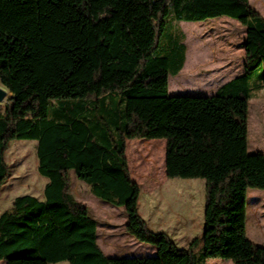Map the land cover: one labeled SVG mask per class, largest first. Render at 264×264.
I'll use <instances>...</instances> for the list:
<instances>
[{"label":"trees","instance_id":"1","mask_svg":"<svg viewBox=\"0 0 264 264\" xmlns=\"http://www.w3.org/2000/svg\"><path fill=\"white\" fill-rule=\"evenodd\" d=\"M222 17L245 29L243 73L210 96H170L187 47L181 35L158 55L168 20ZM258 70L262 91L264 16L250 0H0V84L10 94L0 113V193L12 174V141L38 142V172L48 179L44 200L19 196L0 215V261L264 264V247L246 229L248 190L264 192V154L248 152ZM134 139L165 140L168 179L205 181L203 232L188 248L153 231L139 211L126 155ZM71 172L96 198L123 208L127 232L156 255L107 256L98 221L72 194Z\"/></svg>","mask_w":264,"mask_h":264},{"label":"rangeland","instance_id":"2","mask_svg":"<svg viewBox=\"0 0 264 264\" xmlns=\"http://www.w3.org/2000/svg\"><path fill=\"white\" fill-rule=\"evenodd\" d=\"M250 4L264 16V0H250ZM181 35H184V44L187 47L186 61L180 74L169 78L170 96L213 95L219 85L227 83L243 73L245 61L243 44L246 35L245 29L235 19L226 17L208 19L200 22L197 26L192 25V22L169 19L162 48L158 55H165V48L171 44V39L178 41V37ZM258 73H261V70L255 72L250 80L253 87V98L249 105L248 152L250 154L257 153L259 150L264 151V90L259 91L255 87ZM9 96L8 93L4 101L0 103L1 114L4 112V105L8 102ZM121 104L125 107V101H121ZM141 141L145 140L135 139L130 141L131 144H127L130 175L141 185L143 191L140 213L142 217L143 215L147 216L150 209L156 206L163 225L154 227L165 229L178 247L188 248L192 240L201 236L203 232L205 181L203 179H168L166 177L167 184L163 188L160 187L157 192L152 191L147 173H156L158 177L156 183H161L162 178H159L160 174H163L161 162L159 164L161 167L158 168V158L161 154L158 150L157 158L147 153L150 150L142 151L132 146V143ZM37 143L33 140L10 143L5 158L12 174L0 193V215L10 209L15 198L19 196L31 195L39 200H44V190L48 179L38 172ZM152 158L153 160L150 161ZM71 187L75 199L87 206L91 215L98 221V242L107 256L151 257L156 255L155 246L140 242L127 232V215L123 208L115 207L96 198L74 172H71ZM183 187L186 189L190 187L191 202H188L189 193L186 189L183 191ZM96 204L102 205L106 210ZM188 204L191 207L188 208L191 210V214L189 210L186 209L184 212L183 209L185 206L187 208ZM183 218L190 222L187 223ZM149 227L151 228L150 225ZM246 229L247 238L254 244L264 247L263 191L248 190ZM201 248L202 244L197 252ZM0 264H6V262L0 261ZM57 264L69 263L60 262ZM206 264H232V262L212 259Z\"/></svg>","mask_w":264,"mask_h":264},{"label":"crops","instance_id":"3","mask_svg":"<svg viewBox=\"0 0 264 264\" xmlns=\"http://www.w3.org/2000/svg\"><path fill=\"white\" fill-rule=\"evenodd\" d=\"M222 18H225V17H222ZM226 18H228V17H226ZM220 19V18H219ZM199 23L200 22H195V23H192V25H195V26H197V25H199ZM195 33V32H194ZM189 45V44H188ZM189 48V47H188ZM178 76V75H177ZM171 81V80H170ZM226 83V82H225ZM224 83V84H225ZM224 84H221V85H219L215 90L217 91L218 89H220ZM264 90V89H263ZM262 90V91H263ZM215 91V92H216ZM210 96V95H209ZM135 140V139H134ZM130 141L131 140H128L127 141V144H129L130 143ZM156 141V142H155ZM157 141H163V142H157ZM131 144V143H130ZM132 146H134V147H136V148H138V149H140V150H142V151H145V150H156V152H159L158 150H160V154H161V156H160V158H158L157 156V158H158V165L160 164V162H161V166H162V172H163V174H160V177L159 178H162V181H161V183H156V181H157V179H158V177H157V174L156 173H150V172H148L147 173V179L151 182V185H150V188H151V190L152 191H156L157 192V190L160 188V187H164L166 184H167V179H166V169H165V151H164V149H165V140H162V139H153V140H145V141H141V142H136V143H132ZM259 152H262L263 154H264V151H260L259 150ZM126 155H127V148H126ZM154 158V157H153ZM153 158L152 159H150V161H152L153 160ZM160 165L158 166V168L160 169V167H161ZM134 179V178H133ZM135 180V179H134ZM163 183V184H162ZM138 185H139V187H140V198H139V210H140V212H141V203H142V196H143V191H142V188H141V185L138 183ZM162 185V186H161ZM185 189L186 188H184L183 187V191H185ZM187 191H188V193H189V198H188V202H191V196H190V187H189V189L187 188L186 189ZM193 197V196H192ZM98 207H100L101 209H103V210H106V208L105 207H102V205H99V204H96ZM188 208H191L190 206H189V204L187 205V208H186V206H185V208L183 207V209H184V212L186 211V209H187V211L189 210V213L191 214V210L190 209H188ZM193 212H194V210H193ZM143 217H144V219L149 223V225L151 226V229L153 230V231H155V232H165V233H167L166 232V230L165 229H163V228H156V227H154V226H158V225H163V222H161V218H160V216H159V211H158V209L156 208V206L153 208H151L150 209V211H149V213L147 214V216L145 215H143ZM184 219V218H183ZM179 221V220H178ZM184 221H187V223H189L190 222V220H186V219H184ZM168 234V233H167ZM173 239V238H172ZM174 240V239H173Z\"/></svg>","mask_w":264,"mask_h":264},{"label":"water","instance_id":"4","mask_svg":"<svg viewBox=\"0 0 264 264\" xmlns=\"http://www.w3.org/2000/svg\"><path fill=\"white\" fill-rule=\"evenodd\" d=\"M7 95H8V92L2 87H0V103L4 101ZM176 96H184V95H176Z\"/></svg>","mask_w":264,"mask_h":264}]
</instances>
